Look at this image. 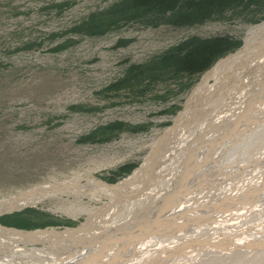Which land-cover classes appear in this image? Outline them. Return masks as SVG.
Returning a JSON list of instances; mask_svg holds the SVG:
<instances>
[{
  "label": "rangeland",
  "instance_id": "1",
  "mask_svg": "<svg viewBox=\"0 0 264 264\" xmlns=\"http://www.w3.org/2000/svg\"><path fill=\"white\" fill-rule=\"evenodd\" d=\"M183 5L0 0V198L71 176L82 183L89 176L118 183L145 161L216 64L226 80L218 95L258 81L256 74L264 71V0H236L217 16L194 20L181 17ZM218 36H229L234 46L204 71L188 75L175 67L186 43ZM249 57L257 59L246 70ZM245 103L240 99L233 112L247 113ZM252 142L251 149L232 153L235 161L227 168L219 164L230 159L231 142L209 152L219 161L215 170L191 182L204 159L186 191L179 183L169 190L168 181L145 213H117L114 238L143 227L147 211L160 216L127 252L105 246L104 235L98 236L107 233L103 229L86 234L82 250L73 234L21 240L0 230V264H66L64 258L71 259L68 264H264V139ZM95 194L51 196L0 213V224L23 231L77 228L108 200ZM99 248L112 258L96 256ZM75 251L84 257L76 258Z\"/></svg>",
  "mask_w": 264,
  "mask_h": 264
},
{
  "label": "bare ground",
  "instance_id": "2",
  "mask_svg": "<svg viewBox=\"0 0 264 264\" xmlns=\"http://www.w3.org/2000/svg\"><path fill=\"white\" fill-rule=\"evenodd\" d=\"M256 59L254 57L247 58L246 60L249 65L245 69H250L256 63L254 62ZM221 65V63L216 64L204 75L196 90L197 95L191 97L192 101L191 98L187 100L185 108L176 118L175 124L155 143L150 154L146 156L145 161L130 176L115 184H107L92 176H89L87 181L82 183L79 177L71 176L62 180L22 189L11 196L0 198V213H2L22 208L24 205L35 206L48 197L62 193L81 192L83 194L92 192L93 195H96L95 193L97 195L104 193L108 196V200L105 201V205L99 210L101 212L99 215L91 214L77 228H66L62 232L49 228L23 231L15 228H5L0 224L1 232L12 237H18L21 240H32L47 235L62 236L73 234L76 237L75 239H77L80 250H82L83 245H87L86 234L97 233L100 229H103L102 231L107 233L98 236L104 235L103 242L109 244V248L112 250L122 249V251L127 252V246L131 247V245L140 243V240L142 241V238L150 233L160 222V216L151 217L149 216L150 211H147L145 220L141 221L143 227H135L127 231L125 234L126 238L123 237V242L121 240L123 238H114L119 234L114 226L116 224L114 222L115 218L119 217L117 213H121L124 208H127L129 211L132 208L142 209L143 211L140 213H145L149 208L148 206H150L149 204H151V199L154 195L160 193V191L165 190L163 187L167 186L166 183L168 181L169 190L173 191V188L179 183L180 187L186 191L190 186L187 185L190 175L192 177L195 176L193 174L197 173L203 165L204 169L202 173L192 178L191 182L197 180L200 176L209 174V171L215 170L214 168L218 166L219 161L209 152L216 149L220 151V147L223 144H227L228 142L233 144L229 147V155L227 154L230 159L224 157V160H221L219 164V166L223 165L227 168L228 164H233L235 161L231 157L232 153L239 152V150L242 151L244 148L251 149L253 138L264 139V71L256 74L255 78H258V81L254 78L255 81L239 83L235 91L233 89L230 93L218 95L221 92L223 81H226L224 76H221ZM209 78L213 79V83L210 84ZM217 96H221L220 99H216ZM240 99L246 101L244 109L248 112L245 114H243L244 112L240 114L238 108L233 112L232 106ZM218 100H221L222 104L225 103L224 107H219L221 104H218ZM233 116L236 117L232 118ZM226 120H228L227 123H230L229 126L225 125ZM218 130H220V133L216 136V131ZM222 139L224 140L222 141ZM171 141L174 145L169 147L171 146L169 144ZM181 149L185 156L179 154L182 153L180 152ZM207 153L208 155H206ZM204 159L206 163L204 162L202 165L201 163H203ZM244 160L246 159H241L240 161ZM233 172L227 175H231ZM205 181L202 180L200 183ZM217 183L215 180L211 185L214 186ZM206 187L208 188L209 186ZM159 188L160 190H158ZM161 198H164L163 196H160L159 199L164 200ZM160 200L156 201L160 206L166 203L164 200L161 204ZM77 244L73 245V248ZM106 251L98 252L97 255L101 258L105 257L103 258L104 260H109L112 257L109 255L106 258L104 254ZM80 253L79 251H75L73 255L80 259V256L83 255ZM124 254V252H120L117 254V257H120L122 260L125 257ZM65 259L68 260L66 264L71 261V259L67 258L63 260L65 261ZM85 259V261H88L87 257Z\"/></svg>",
  "mask_w": 264,
  "mask_h": 264
},
{
  "label": "trees",
  "instance_id": "3",
  "mask_svg": "<svg viewBox=\"0 0 264 264\" xmlns=\"http://www.w3.org/2000/svg\"><path fill=\"white\" fill-rule=\"evenodd\" d=\"M179 1L181 0H137V4L139 6L158 5L161 8L170 9L174 8ZM234 1L236 0H182L184 5L181 7L180 15L191 17L192 20L199 19L201 16H217L226 9L232 8ZM231 43L229 36L192 40L186 43L184 50L182 49L183 51L176 56L175 67L188 75L200 73L226 50H230L231 46H234Z\"/></svg>",
  "mask_w": 264,
  "mask_h": 264
},
{
  "label": "water",
  "instance_id": "4",
  "mask_svg": "<svg viewBox=\"0 0 264 264\" xmlns=\"http://www.w3.org/2000/svg\"><path fill=\"white\" fill-rule=\"evenodd\" d=\"M5 228H7V227H5ZM124 241V240H123ZM106 244V243H105ZM105 246H107V244L105 245ZM133 246V245H132ZM103 248V247H102ZM102 248H99V250H98V252L102 249ZM97 255V254H96ZM84 256L82 255V256H80V259L81 258H83Z\"/></svg>",
  "mask_w": 264,
  "mask_h": 264
}]
</instances>
